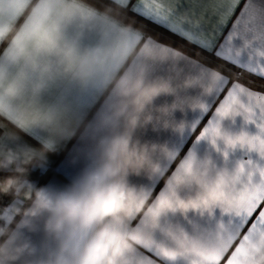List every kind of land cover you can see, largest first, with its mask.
Instances as JSON below:
<instances>
[{
  "label": "clouds",
  "instance_id": "obj_1",
  "mask_svg": "<svg viewBox=\"0 0 264 264\" xmlns=\"http://www.w3.org/2000/svg\"><path fill=\"white\" fill-rule=\"evenodd\" d=\"M45 11L47 14L41 17ZM76 15L101 20L112 36L111 45L81 51L75 44L59 43L62 27ZM38 17L42 26L54 33L56 48L52 51L41 49L25 34ZM131 31L111 16L110 10L97 9L86 0H34L28 18L14 34L11 28H0V42L7 44L6 58L19 65L16 74L0 67V121H7L15 129L0 128V171L11 170L10 175L0 178V194L23 199L27 204L17 211L21 220L14 229L0 227V237H3L0 264H130L128 254L138 245L134 237L142 239L156 230L162 233L166 244L179 246L188 241L199 247L208 233L198 230L190 233L180 223L162 226V218L167 213L195 212L192 202L211 199L229 185L240 183L238 172L242 162L229 171L194 151L178 158L166 146L142 143L137 138L139 130L154 121L162 122L176 108V104L160 106L155 109L158 115H153L148 110L158 97L205 85L193 77L182 81L170 77L150 78L149 67L140 62L141 58L166 62L172 57L145 44L130 48ZM8 36L11 39L5 42ZM50 53L58 57L56 68L43 62L42 57ZM26 69L40 73L41 79L29 81ZM53 72L85 85L102 78L106 93L102 108L92 121L84 124L81 145L72 157V163L83 160L84 167L70 186L59 191L36 188L27 179L30 167L40 165L46 153L54 151L53 142L45 143L40 150L8 147L10 142L20 140V133L28 134L37 125L51 127L62 139L74 135V131L59 127L63 113L40 103L44 78ZM12 101L19 103L13 107ZM230 137L220 129L216 139L223 138L226 143ZM163 160H178L173 174L179 170L181 178L168 177L165 188L155 198L143 185L130 182L131 176L145 171L150 176L159 175ZM182 188L189 191L194 188L195 195L181 199L178 190ZM159 200H168L170 204L183 202L188 208H162ZM153 204L157 207L153 208ZM137 217L139 222L144 217L150 222L142 230L131 228L129 231ZM41 218L45 239L38 247L23 237L21 230L36 231L34 221Z\"/></svg>",
  "mask_w": 264,
  "mask_h": 264
},
{
  "label": "crops",
  "instance_id": "obj_2",
  "mask_svg": "<svg viewBox=\"0 0 264 264\" xmlns=\"http://www.w3.org/2000/svg\"><path fill=\"white\" fill-rule=\"evenodd\" d=\"M114 5L125 7L129 9L132 15L143 19L150 25L158 27L169 33L170 35L177 37L183 42L172 39L166 36L153 27L147 25L141 26V23L134 21L128 15H124L117 12L112 7L100 3L99 0H86L87 4L100 10H110V15L115 17L122 25L131 28L132 31L140 33L142 39L135 45L139 48L147 43L149 39L155 43L160 44L164 48H169L173 52L178 53V56L172 57L166 62L153 61L150 59L141 58L140 62L146 63L150 70V78L165 77L173 78L176 81H182L189 77H195L196 68L195 65H202L208 69V79L203 84L204 88L198 86L181 89L176 95H161L154 101V105L148 110L153 115H158L155 109L168 105L172 106L176 104L174 111L164 118L162 122H153L147 125L144 129L137 132V138L142 143L156 144L158 146H166L170 151L177 152L178 158H183L190 151L196 152L201 158L210 157L217 165L221 168H226L232 171L236 166L247 161L249 158L254 161H259L264 164V161H260L258 155L255 152L247 153V149L230 148L226 145L223 138H217L215 143L210 139H197L200 132L207 125L208 120L211 119L215 113L217 107L226 98L228 91L231 89L232 83H240L242 86L249 88L252 91L264 93L250 86V84L242 81L233 80V77L238 75L233 73L229 69V65L246 72L250 75L258 77L255 74L248 72L246 69H241L230 63L219 65L218 62L214 61L210 56V52L205 51L196 44L180 37L179 35L171 32L165 27L153 23L143 16L132 11L133 7L138 5L141 0H128L126 5L119 4L116 0H107ZM34 0H0V28H11L12 34L19 29L20 25L28 18L31 11ZM243 0L241 2V7ZM180 12L181 24L184 23V17L190 12L194 13L193 20L208 31L211 36L213 29L216 26V20L211 13H206L205 8L207 4H193L192 0H178V3L173 5ZM239 8L235 15L239 14ZM235 15L231 20L228 21L227 27L218 34L216 43L219 44L223 41L227 35L232 22L235 19ZM138 23V24H137ZM11 36L6 37V40H10ZM59 43H72L75 44L81 51L95 50L97 48L104 49L111 45L112 36L108 34L106 25L96 17L84 18L76 15L71 18L62 27L59 33ZM7 44L0 42V67H5L11 74H16L19 70V65L11 60H8L5 56V48ZM213 55V54H212ZM214 56V55H213ZM184 57L185 59H181ZM217 58V57H216ZM43 62L50 64L53 68L58 65V57L54 53H50L42 57ZM219 59V58H218ZM218 66V67H217ZM222 69V70H221ZM28 72L29 81H38L41 79L40 73L33 72L30 69H26ZM229 72L231 75H229ZM211 72H219L222 76L227 77L229 83L224 86V89L215 96L212 106L205 114L204 118L200 121L199 126L195 132H191L188 125L194 118L199 115V111L193 112L191 105L184 103L179 106L180 101H188L194 99L200 94H204L207 98H211L212 93L215 92V85L211 76ZM238 78V77H237ZM104 82L102 78H96L90 81L88 84H82L78 80H74L69 76H65L59 72H53L50 76L44 78V87L40 95V103L42 105L52 107L57 112L63 113V119L60 121L59 127H66L69 131H74V135L67 139H62L57 131H54L51 127L44 125L34 126L28 134L20 133V140L17 142H10L9 148L16 149L18 147H29L36 150H40L42 146L47 142H53L55 144L54 151L46 153L45 160L38 166L30 167L28 174V181L36 188L46 187L52 191L63 190L70 186L74 180L78 177L84 167V161L80 160L76 163H72V157L76 150L81 145V131L83 130L84 124L92 121L95 114L105 103V91ZM205 88L208 91L205 93ZM19 101H12V106L15 107ZM180 123L185 124V129H178ZM0 128L4 131H15L7 121H0ZM220 129L222 132L237 136L241 133H247L249 135H255L258 129L253 124L246 123L244 118L240 115L235 117L228 116L220 121ZM227 152V155L225 153ZM176 162L163 160L161 162L162 169L164 170L163 176L156 175L150 176L145 171L139 176H131L130 182L136 185H143L146 190L150 191L153 198H155L162 189L165 188V181L168 177H171L176 169ZM11 174L9 171H0V178ZM178 195L181 199H187L189 196L195 195V190L189 191L186 188L178 190ZM151 203V201L149 202ZM27 207L26 202L23 199H15L9 195L7 205L0 210V227L15 228L16 223L21 220V216L16 215L19 209ZM11 213V215H9ZM228 216L222 215L221 210L216 208L212 214H199L198 212H189L187 215H181L179 213L172 214L167 213L161 220V225H167L168 223H180L190 233H193L194 227L196 230L205 233L214 232L218 227L219 223L223 222L227 224ZM140 217L137 220L132 221L130 228H135L138 224ZM37 230L29 231L23 229L22 236L30 239L38 247L42 244L45 239L42 226L43 219L34 221ZM248 226H246L247 228ZM154 237L158 242H164V237L159 230L154 232ZM3 240V237H0ZM136 252H141L145 256L152 258V254L147 251L142 245H135L133 255L127 257L130 264H144V261L135 255ZM22 264V262H18ZM158 264V259H157Z\"/></svg>",
  "mask_w": 264,
  "mask_h": 264
},
{
  "label": "snow or ice",
  "instance_id": "obj_3",
  "mask_svg": "<svg viewBox=\"0 0 264 264\" xmlns=\"http://www.w3.org/2000/svg\"><path fill=\"white\" fill-rule=\"evenodd\" d=\"M116 2L126 5L128 0ZM241 2L242 0H192L193 4H207L205 12H210L215 18L216 26L211 36L198 23V18L197 21L193 20L192 12L184 17V23L181 24L180 12L173 6L178 0H141L132 11L196 44L226 63L264 78V0H243L242 7ZM238 8L239 14L235 15ZM46 14V11L43 12L41 17ZM234 15L235 19L227 35L217 44L218 34L227 27L228 21ZM41 17L33 20L25 34L34 39L41 49L52 51L56 48L55 36L52 30L42 26ZM128 39L131 48L135 47L142 36L136 31H131ZM145 47L160 50L172 57L179 55L151 39ZM194 67L196 75L193 78L201 83L206 82L209 70L199 64ZM211 76L215 85L211 98L200 94L195 101L179 102V106L188 103L193 112L199 111V115L188 125L191 132L196 131L212 106L215 96L229 83L228 78L219 72H211ZM207 91L206 88L205 93ZM237 115L242 116L246 123L255 125L258 132L255 135L241 133L232 136L226 140V145L230 148H246L247 153L255 152L259 160L264 161V93L252 91L238 82L232 83L226 98L216 108L197 139L208 138L215 143L219 135L220 121L225 117ZM179 129H185V124L180 123L177 130ZM172 155L175 157L178 153L173 152ZM163 174L164 170L160 175ZM172 175L173 179L181 178L179 170ZM238 175L241 177L238 185H229L226 190L213 194L211 199L202 198L198 202H192L191 207L201 215H210L219 208L221 214H226L229 218L227 224L221 222L214 232L208 233L206 240L199 247L188 241L179 246L158 242L154 233H147L142 239L134 238L138 239V245H142L152 254V258L141 252H136L135 255L140 257L144 264H157V259L158 264H264V164L249 158L242 162ZM158 204L162 208H188V204L183 202L170 204L168 200H159ZM156 207L157 204H153V208ZM146 222H150L148 217H144L135 228L142 230ZM131 255L133 252L129 253L128 257Z\"/></svg>",
  "mask_w": 264,
  "mask_h": 264
},
{
  "label": "trees",
  "instance_id": "obj_4",
  "mask_svg": "<svg viewBox=\"0 0 264 264\" xmlns=\"http://www.w3.org/2000/svg\"><path fill=\"white\" fill-rule=\"evenodd\" d=\"M99 1H100V3H103V4H105V5H108V6L112 7V8L115 9L117 12H120V13H122V14H124V15H128V16L131 17L134 21H137V22H139V23H141V24H143V25H147L148 27H153L156 31H159V32H161L162 34H164V35H166V36H169V37H171V38L174 39V40H177V41H179V42H183V43H184L183 40H180V39H178L177 37H174V36L170 35V34L167 33L166 31H164L163 29L158 28V27H155V26H152V25H150L148 22H146V21H144L143 19L137 17L136 15H132V14L130 13L128 7H127V8H125V7H120V6L114 5V3H111V2H109V1H107V0H99ZM210 56L213 58L214 61L218 62L219 65H223V64H225L224 62H222V60L216 58V57L213 56L212 54H210ZM217 67H218V66H217ZM229 69H230L233 73H235V74L238 75V76H237L238 78H237V77H233L229 72L226 71L227 73H229V75H231V78H232L233 80H238V81H242V82H244V83H247V81L244 79V78H246V79H249V80H252V81L258 82V83H264V80H261V79H259L258 77H255V76H253V75H250V74H248V73H246V72H244V71L242 72L241 70L236 69V68H234V67H232V66H230V65H229ZM221 70H222V69H221ZM249 84H250V83H249ZM250 86H252V85L250 84ZM252 87L256 88L255 86H252ZM262 91H264V90H262Z\"/></svg>",
  "mask_w": 264,
  "mask_h": 264
},
{
  "label": "rangeland",
  "instance_id": "obj_5",
  "mask_svg": "<svg viewBox=\"0 0 264 264\" xmlns=\"http://www.w3.org/2000/svg\"><path fill=\"white\" fill-rule=\"evenodd\" d=\"M138 24V23H137ZM141 26H143L141 24ZM159 32V31H158ZM161 33V32H160ZM248 83H250L252 86H255L259 90H264V83H258L249 79L244 78ZM1 195V194H0Z\"/></svg>",
  "mask_w": 264,
  "mask_h": 264
},
{
  "label": "built area",
  "instance_id": "obj_6",
  "mask_svg": "<svg viewBox=\"0 0 264 264\" xmlns=\"http://www.w3.org/2000/svg\"><path fill=\"white\" fill-rule=\"evenodd\" d=\"M9 195H0V210L4 208L8 203Z\"/></svg>",
  "mask_w": 264,
  "mask_h": 264
}]
</instances>
